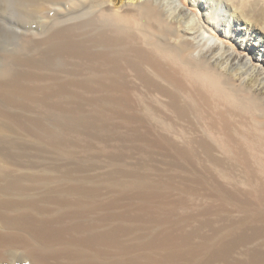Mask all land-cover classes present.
Masks as SVG:
<instances>
[{"label": "bare ground", "instance_id": "6f19581e", "mask_svg": "<svg viewBox=\"0 0 264 264\" xmlns=\"http://www.w3.org/2000/svg\"><path fill=\"white\" fill-rule=\"evenodd\" d=\"M53 2L77 8L72 22L34 41L26 58L0 63L6 79L0 81V106L31 113L0 115V147L13 151L10 158L0 150V177L6 178L0 183V255L2 246L13 245L24 248L20 257L28 255L33 264L45 263L51 254L70 264H122L114 262L117 254L127 264H162L163 257L194 251L187 242L199 234L193 226L186 230L193 223L208 230L202 238L211 244L232 248L246 240L242 234L233 237L253 217L249 211L239 220L227 213L202 221L214 210L200 211L197 193L173 178L133 175L130 180V174L97 173L104 166H71L63 159L75 158L71 154L85 142L80 125L109 116L67 113L92 103L99 83H138L145 88L138 95L143 123L157 137L149 144L161 159L168 153L211 173L221 170V183L251 194L260 214L264 0H32L31 7ZM104 139L103 148L109 146ZM85 144L93 145V139ZM49 155L60 162L44 165ZM54 181L61 184L49 187ZM178 192L187 195L173 196ZM157 198L161 210L151 208ZM117 236L129 243L119 252ZM153 243L162 258L146 252ZM180 243L187 249L178 250ZM55 244L60 248L50 249Z\"/></svg>", "mask_w": 264, "mask_h": 264}, {"label": "rangeland", "instance_id": "374dc122", "mask_svg": "<svg viewBox=\"0 0 264 264\" xmlns=\"http://www.w3.org/2000/svg\"><path fill=\"white\" fill-rule=\"evenodd\" d=\"M38 1L40 3L42 2V0ZM31 2L32 0H0L1 64V61L8 62L7 60L10 57L15 58L23 56L22 58H26L28 55H30V46L34 41L38 40V38H43L44 35L48 36V34L56 29H60L69 25V23L72 22L73 15L71 14L73 10H77L76 7H71L62 2H53L51 4L47 3L48 7H46V5H41L42 10L41 8H39V10H33L31 7ZM43 9H45V11H43ZM36 36L37 39L35 38ZM7 71H9V66ZM6 76L8 77V74ZM2 80L5 81L6 79L4 76L2 77V75H0V81ZM99 84L98 88L100 91L97 89L95 98L97 101L92 100V103H90L91 101L87 102L84 106L85 109L82 107L84 110L80 109V111L76 112L77 114L75 112H70L67 113V115H109L108 119L103 121L94 119V123L92 124H88V122L85 121L82 125H80L82 128L79 126L77 129L80 131L82 130L83 134H81V136L83 139H85V142L82 143L80 148L76 149L77 152L71 154L75 155V158L68 156L63 159V162L69 163L71 166H80L83 168L104 166V168H99L95 172L98 173L99 171H108L111 173H117L119 175L130 174V180L134 178L133 175H135V177L140 176L149 179L157 178L158 176H163L168 178V180L173 178L177 182V186H181L186 191L194 190L197 193L192 195L198 199L197 203L198 209L200 211H208L209 208L214 210L212 213H210V215L201 216L200 219L202 221L205 218L215 217L217 219H223V216L227 213L230 214L235 220L241 219L243 216L242 212L244 211H249L248 213L253 215L251 220L246 219L242 222L247 224L240 226L243 228V230L239 228L237 235L233 237L234 239H238L239 234H242L241 236H244L246 240L240 241L232 248L225 243L211 244L205 242V240L202 238V235L206 236L209 234L208 230L204 227L197 226L195 223L187 226L186 229L189 231L191 226H193L196 228V232L199 234L189 239L187 242L188 248L189 246L196 247L193 248L194 251L192 252L189 250L190 254L188 255V252H185V250L181 252L182 257L178 256L169 260L165 257L162 258L161 251L158 250V246L153 243L146 252L150 253L149 255L153 254V257L155 256V258H162V260H164L162 264H264V209L259 208L258 210L261 213L258 215L256 214V203L250 199L252 195L243 194V190L237 186H232L229 183H221L222 179H220V177L223 175L221 170L217 169L216 171H213V173H215L213 174L211 173L212 170H207V168L204 169V167L201 168V166L198 167V165H196V167L192 164V166L191 164H188V161L186 162L184 160L178 159L171 154L168 155V153H166L167 155L165 154L162 156L164 159V161H162L163 159H161V152L157 150L154 145L149 144L150 140L156 139L157 137L154 134H150L143 123L142 115L146 114L141 108L143 103L141 100H139L140 98L138 95L140 93L139 96H141V93L145 91V88L141 85H138V83L137 85L129 83L130 85H135L134 88L137 90H134L133 86L126 85L125 83L120 85H115L114 83L111 85H106V83ZM103 88H106V90ZM111 89L112 92L110 91ZM101 97H103V102L101 101ZM111 100L113 101L111 102ZM99 101L101 104L98 103ZM96 105L99 106L97 107ZM153 105L154 109H156L155 106L158 107L156 100L153 101ZM5 107L6 106H3V104L0 106V109L2 108L0 110V115H12L11 112L14 115L16 113L18 115H31V113H26L24 110L23 112L22 109L13 110L8 106V110L6 111ZM91 110L93 112H91ZM1 111H4L5 114H2ZM151 111V115H157L155 111V113ZM167 114L173 115L171 111L167 112ZM90 139H93L94 144L91 146H86V141H89ZM102 139H109L107 142L109 145L108 147L103 148V144L101 142ZM0 150L4 153L6 151L5 155L8 157L13 156V151L11 152L12 149L6 145L0 147ZM91 154L95 155L94 158L90 157L93 156ZM52 157L53 156H50L47 160L48 164L44 163V165H53L60 162V160L57 162ZM92 162H99V164H92ZM231 171L235 173L239 172L238 170ZM211 174L215 175V177L217 175V177L214 178V176ZM2 179L3 177H0V183H4V179L6 178H4L3 181ZM72 183L73 182L70 184L72 185ZM136 183L137 180H135L133 184ZM58 184L61 183L54 181L49 183V187H53ZM185 195H187V193L178 192L173 196H179L182 198ZM151 201H153V203L150 204L152 209H155V207L158 208V206L160 207V198L151 199ZM248 206H250L249 209H247ZM158 210L161 209L158 208ZM227 210L228 212H226ZM4 230L8 231L7 229ZM20 233L22 235L24 234L22 232ZM126 244L129 243L124 241L123 238H118L117 236L115 252H119L117 248L123 247V245ZM178 245L181 247V249L178 250L187 249V245H185V243H180ZM2 247H4V249L1 248V250L5 253L4 256L0 255V264H33V261L28 255H25V257H20L25 251L24 248L13 245H11V248H9L10 246ZM6 247H8L9 250ZM59 248L60 246L55 244L51 246L50 249L56 250ZM5 249H7L8 252ZM24 253L26 254V251ZM60 257V255L51 254L46 258L45 263L41 264H68L70 262L67 258L63 257L61 259ZM112 258H114V262L120 261L122 264H127L128 262L124 259L123 255L120 254L114 255ZM108 260L110 259L97 258L95 262Z\"/></svg>", "mask_w": 264, "mask_h": 264}]
</instances>
